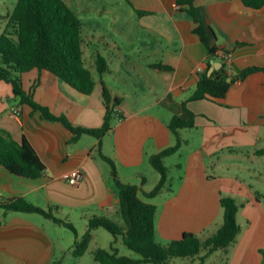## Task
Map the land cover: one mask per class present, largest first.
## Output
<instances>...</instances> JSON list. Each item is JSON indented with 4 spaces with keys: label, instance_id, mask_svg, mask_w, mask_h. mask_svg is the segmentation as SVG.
<instances>
[{
    "label": "crops",
    "instance_id": "0c3cea01",
    "mask_svg": "<svg viewBox=\"0 0 264 264\" xmlns=\"http://www.w3.org/2000/svg\"><path fill=\"white\" fill-rule=\"evenodd\" d=\"M123 1L128 8H98L94 13L98 18L82 19L84 62L96 78L90 94L45 69L22 74L26 92L83 127L103 124L105 82L120 102L112 130L102 139L83 134L73 141L74 134L62 122L47 120L40 110L20 103L12 85L0 80V128L17 140L27 137L46 165L45 173L35 179L0 165V196L24 197L44 209L53 208L56 216L72 223V214L81 213L87 222L82 235L91 217L112 219L113 211L120 209L112 167L102 154L114 159L124 182L150 191L160 181L150 157L175 144L169 123L175 115L190 116L183 100L196 89L209 58L208 47L194 32L195 21L177 0ZM195 4L197 15L209 27L211 44L233 52L231 74L250 66L264 67V8H249L242 0H195ZM137 10L149 13L140 15ZM99 55L110 68L103 76L97 69ZM211 61L214 65L220 60ZM188 108L196 115V126L180 130L181 149L164 159L168 180L170 168L175 167L178 181L171 180L161 198L155 196L159 200H146L158 206V240L167 244L185 232L204 239L213 235L223 223L222 193L232 195L241 204L237 216L241 230L234 244L211 255L218 257L214 263L263 264L264 71L235 80L223 99L191 101ZM251 155L258 157L259 165L244 163ZM76 169L83 178L72 184L67 176ZM252 174L260 175L258 187L248 178ZM63 227L41 213L0 207V264L56 260L71 264L73 256L72 264H98L94 256L74 255L78 229L72 236Z\"/></svg>",
    "mask_w": 264,
    "mask_h": 264
},
{
    "label": "trees",
    "instance_id": "16d2710c",
    "mask_svg": "<svg viewBox=\"0 0 264 264\" xmlns=\"http://www.w3.org/2000/svg\"><path fill=\"white\" fill-rule=\"evenodd\" d=\"M242 2L252 9L264 8V0H242ZM177 5L193 18L196 23L194 32L209 49L206 69L200 72L196 89L190 97L183 100V108L190 116L175 115L171 119L169 128L176 136L175 144L150 157L151 164L161 174L160 181L150 191H145L138 184L122 181L114 159L102 154L112 167L124 224L119 225L104 215L91 217L86 232L74 242L72 247L77 257L88 250L94 230L100 227H104L114 236L113 243L121 236L123 242L140 257L122 255L112 244L109 249L97 248L94 251V258L98 264H175L172 262L174 258H197L198 264H218L208 263L207 260L216 251L227 248L237 241L241 230L237 218L241 204L232 195L222 193L220 203L223 208V223L213 235L204 239L198 233L185 232L182 238L167 244L161 243L157 237L158 206L140 197L142 192L147 198H154L166 187L168 167L164 159L181 149L184 140L180 130L196 126V115L188 108V103L202 99H223L235 80L244 79L256 71H264L263 66H250L237 75L231 74L227 63L217 54L218 49L211 44L209 27L197 15L195 0H177ZM137 11L140 15L149 13L144 10ZM83 29L84 21L66 0H18L0 36V80L12 85L20 103L29 104L34 110H40L47 120L62 122L74 134L73 141L83 134L102 139L111 131L112 118L116 113L115 107L120 102L119 98L113 97L108 86L102 81L106 102L103 124L99 127L76 126L65 115H57L47 106L39 103L33 93L26 92L23 88L22 74L33 68L45 69L79 91L90 94L96 87V78L84 62ZM212 59H219L222 65L209 75L208 70L213 65ZM96 63L100 76L110 71L108 62L103 56L99 55ZM157 66L169 67L163 64ZM229 78L231 81L228 80ZM0 165L13 174L33 179L41 177L46 171V165L27 137L17 140L9 131L1 128ZM0 207L7 210L41 213L77 233L75 225L67 219L56 216L53 208L44 209L24 197L0 196ZM262 254L264 257V249ZM51 264H62V261L56 260Z\"/></svg>",
    "mask_w": 264,
    "mask_h": 264
},
{
    "label": "rangeland",
    "instance_id": "374dc122",
    "mask_svg": "<svg viewBox=\"0 0 264 264\" xmlns=\"http://www.w3.org/2000/svg\"><path fill=\"white\" fill-rule=\"evenodd\" d=\"M17 1L18 0H0V36H1L2 32L4 31V29L6 28L8 22H9V16L13 13ZM66 1L69 3L70 6H72L77 11V13L80 15V17L82 19L83 18L84 19H88V18L93 19L95 17L98 18V15L94 14L98 8L113 9V8H117L119 6L126 7V8L129 7V5L125 4L123 0H66ZM94 23L95 22H93L92 24H94ZM251 156L252 157L243 159L244 163L246 162L249 165H259L260 160L258 159V157L257 156L255 157L254 155H251ZM176 157H177V159H175V160H178L179 159L178 155H176ZM259 176L260 175L256 176L255 174H252V176L249 177V175H248L250 182L253 185H255L256 187H258V184L260 183V181L258 179ZM178 178H179V170L175 167L170 168L169 180L166 183L165 190L168 186H170L169 182H171V180L178 181ZM149 187L152 188L153 185L151 184ZM140 197H142L144 200H148V201L159 200V199H154L155 197L149 199L142 192H140ZM157 198H161V194H159ZM113 210H115V209H113ZM117 211H118V213L113 211L111 218L117 224L123 225L124 219H123V216L120 212V209H118ZM71 220L73 221L74 225L78 229V232L80 235L79 239H80L82 237V233L85 231V229L87 227L85 224V223H87L85 221V217L81 216V213L72 214ZM62 230H64L67 234H71L72 236H76L75 231L72 230L71 228H68L65 226V227H63ZM210 232H212V230H210ZM65 238H66L65 240H67V236ZM113 240H114V236L107 229H105L104 227L98 228V231L95 232V239H93L88 250L85 252L84 257L89 258V259H93L95 247H101V248L109 249L112 244L119 249L120 254H122V255H128V256H131L134 258L140 257V255L137 252L130 249L123 242V238L121 236L117 239V241L115 243H113ZM71 258H72V260L69 263L72 264L76 261V258L74 256ZM217 260H218V257L213 255V256H210V258H208L207 262L213 263V262H216ZM172 262H174L175 264H187V263L188 264H198L199 260L197 258L196 259L174 258V260ZM152 264H154V263H152Z\"/></svg>",
    "mask_w": 264,
    "mask_h": 264
},
{
    "label": "built area",
    "instance_id": "2783aa9c",
    "mask_svg": "<svg viewBox=\"0 0 264 264\" xmlns=\"http://www.w3.org/2000/svg\"><path fill=\"white\" fill-rule=\"evenodd\" d=\"M217 54L224 59L228 66H230L234 59V54L231 50L219 49ZM83 178V173L80 169H76L70 174H68L67 179L72 184L79 183Z\"/></svg>",
    "mask_w": 264,
    "mask_h": 264
},
{
    "label": "water",
    "instance_id": "95a60500",
    "mask_svg": "<svg viewBox=\"0 0 264 264\" xmlns=\"http://www.w3.org/2000/svg\"><path fill=\"white\" fill-rule=\"evenodd\" d=\"M222 65V62H216L213 66L210 67V69L208 70V74L211 75L213 73V71L217 68H219ZM229 81H231V78L228 79Z\"/></svg>",
    "mask_w": 264,
    "mask_h": 264
}]
</instances>
